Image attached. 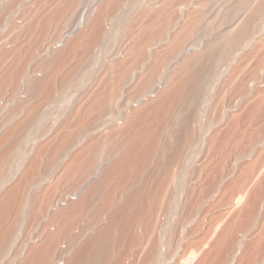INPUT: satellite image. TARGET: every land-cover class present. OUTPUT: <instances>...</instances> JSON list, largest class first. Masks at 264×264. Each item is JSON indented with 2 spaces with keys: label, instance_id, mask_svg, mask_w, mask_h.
Segmentation results:
<instances>
[{
  "label": "rangeland",
  "instance_id": "1",
  "mask_svg": "<svg viewBox=\"0 0 264 264\" xmlns=\"http://www.w3.org/2000/svg\"><path fill=\"white\" fill-rule=\"evenodd\" d=\"M106 2L107 0H74L73 13L68 18L66 27H69L84 9L85 18H88L87 24L90 23ZM241 2L243 0H113L102 12V20L89 33L85 53L83 48L79 49L58 71L53 72L50 64L55 61L57 54H64L67 51L71 41L57 49L58 51L53 50V53L44 52L43 48L51 44L50 42H56L66 30L64 27L56 34L36 43L31 51L27 52L29 55L26 54L24 58L23 74L17 76V80L11 83H0V150L5 152L3 162L0 161L2 187L0 203L4 206L9 204L11 207L16 203L19 208L18 218L14 221L16 224L14 241L0 256V264H10L9 262L22 248L24 255L27 247L35 242L39 243L36 236L42 230L44 225L42 217L51 204L68 197L67 194H71L74 199L77 198L73 201H77L79 197L81 199L87 192L86 189L101 184L107 171L117 163L127 149L134 146L135 129H132L120 143L107 137L114 127L122 126L123 114L132 113L133 106L137 108L141 105L147 107L152 105V101L164 91L166 83L169 82L167 79L172 77L171 74L174 75L175 68L177 70L184 57L191 52L202 50L209 40H220L223 36L224 39L219 43V51L203 71L201 82L199 85H191L193 97L184 101L187 106L181 103L174 107V113L182 125L176 127L167 123L159 127L158 151L149 158L143 170L147 174L159 176L160 179L171 173L183 174L182 178H185L184 181L182 179L183 188L176 189L179 191L178 193L175 191L176 197L173 195V186L164 190L159 189L157 192L151 188L147 192L145 205L156 209L158 231L154 229L153 232L147 233L145 226H137L135 239L129 243L122 264H140L145 246L151 239L162 236L164 228L170 231L171 237H166L168 243L162 249L164 258L159 264H179V259L185 257L190 252L189 249L197 250V253L204 249L196 260L201 259L202 254H207L205 264L210 260L211 264H222L220 263L222 258L225 262L228 261L230 258L226 260L225 255L222 258L219 256L220 261L218 256H214L217 249L212 246L214 251L211 252V243L216 240L214 238H217V234L221 233L219 231L221 228L223 230L232 221L235 223L238 212V207L233 202L235 197L245 191L249 194L253 189L258 191L260 205L258 214L252 222L253 228L254 232H259L258 235L261 233L264 235V0H248L244 8L239 5ZM163 3H169L171 17L155 43L150 45V50L155 53L178 39L181 43L169 64L161 69L146 87L149 93L142 97L139 95L142 90L133 86L138 83L141 76L139 74L147 73L151 69L153 61L146 60L133 76L125 75L116 69L115 62L124 59L122 57H125L133 45L142 42L141 40L145 38L144 30L154 26L152 15ZM38 4L37 0H0V57L12 53L19 47L22 35H16L13 31L17 27H29V13L37 10ZM230 4L232 6L229 8ZM232 7L235 12L231 16ZM239 7L243 8H240L241 12ZM228 8L231 14L226 11ZM197 14L204 16L194 33L184 36L188 21ZM249 21L252 23L251 32L242 37L243 27ZM228 31L230 34L227 37ZM70 39L68 38V41ZM51 76L53 78L51 88L38 92L37 95L31 93L33 82H40ZM116 78L124 83L125 93L123 92L119 103L105 112L95 125L84 122V110L88 108L91 99L104 89L107 82ZM153 88H156L157 92L152 93ZM29 98L31 104L27 105ZM127 98L132 101L131 106H127L129 108L124 103ZM146 101L149 102L148 105ZM185 111L188 113L183 114ZM32 117L39 118V122H30ZM81 119L83 120L80 121ZM78 121L83 125L80 124L81 127L76 129L75 124H78ZM66 125L73 134L77 132L76 135L80 133L83 136L64 143L63 127ZM16 127H19L18 139L4 140L6 134ZM86 131L88 132L84 134ZM103 144L105 145L102 146ZM85 146L91 155L101 151L97 156L95 169L88 171L78 182L62 180L60 183L59 178L66 174L67 162ZM178 152H181V157L177 158ZM32 162L37 166L31 168ZM28 167L31 168L30 172L34 177L47 175L44 181L46 186L58 185L57 193L36 218L30 197L25 196L26 202L21 201L20 193L12 191ZM96 170L98 174L94 175ZM124 178L114 180L108 185L112 186L107 187V190L102 185L101 193L106 196L107 192L109 198L103 196L102 200L100 193L101 197L97 196L100 198L93 202L95 205L92 204L79 215L69 219L68 233L60 237L55 246L56 250L65 240L64 236L76 231V228L78 232L83 229L80 225L84 228L91 227L93 233L90 234L91 237L111 225L113 214L123 207L129 193L126 183L123 185ZM86 181L89 182L81 193L73 195ZM9 188L12 193L7 190ZM137 188L139 185L134 184L132 189ZM24 193L27 194L26 189ZM174 197L176 202L173 201L176 204L172 203L171 198ZM8 213L11 216L13 210H9ZM53 219L48 224L59 226L60 221ZM177 220L182 223H178ZM228 222L230 224H227ZM215 224L222 227L220 226L214 233ZM233 233L237 234H231V237L233 235L236 238L239 235L237 230ZM28 240L33 242L29 244ZM26 242L28 245L24 247ZM207 248L211 251L204 253ZM112 250L117 254L122 251L119 228L114 232L112 230L110 235V248L107 249V253H111ZM23 255L20 261L23 260ZM246 259L243 260L244 263ZM196 262L198 264L199 260L194 263ZM200 264H203L201 260Z\"/></svg>",
  "mask_w": 264,
  "mask_h": 264
},
{
  "label": "bare ground",
  "instance_id": "2",
  "mask_svg": "<svg viewBox=\"0 0 264 264\" xmlns=\"http://www.w3.org/2000/svg\"><path fill=\"white\" fill-rule=\"evenodd\" d=\"M37 1L39 3L37 5L38 7L36 6L37 10H34L31 14L29 13V18H28V20L30 21L29 27L27 28L17 27V29L14 28L16 30L13 29L14 30L13 32L14 33L16 32L15 33L16 35L19 34L20 36L22 35V39L20 38H19L20 40L18 39L20 41L19 47L16 48L15 51H13L12 53H8L0 57V83L2 84L11 83L12 81L17 80V76H21L24 72V68H25L24 58L27 52L31 51L30 49L36 43H38L39 41H43L46 38L56 34L63 27L64 30L65 29L66 30L61 34L62 36L60 35L61 36L60 38H62L63 36L67 37L66 43L67 42L69 43L71 41V44L69 45L70 47L67 49V51L64 54L63 53L59 55L57 54V57H55L56 58L55 61H52V63L50 64L51 68H53V72H56L59 69H61V67L65 64V62H67V60H70L71 57L75 54V52L78 51L79 49L83 48L85 53L86 50L85 44L89 33L91 32L92 29H94L95 25L102 20V12L105 11L107 6L111 4V2H113V0H107L103 8H101L97 12V14L93 17L90 23L87 24L88 18H85L86 10L84 9L85 11L82 10L77 15V17L71 22L70 26L66 27L67 20L70 17V15L73 13L72 5L74 0H37ZM247 1L248 0H243V2H241V4L239 5H241V7L244 8L246 5L245 3ZM169 6H170L169 3H163L160 9L155 11V13L152 15V18H154V26L149 27L147 30L146 29L144 30L145 38L141 40L142 42L138 43L137 45H133L129 49L127 54L124 55L125 57H122L124 59H120L115 62L116 69L121 70L122 73H124L125 75L133 76L136 70H138V68L141 65H143L146 62V60L153 61V64L151 65V69H149L147 73L139 74L141 75L139 77V81L135 86H133L140 89V91L142 90L141 93L139 94L142 97L149 93L146 88L148 84L153 80V78L159 73L161 69H163L167 64H169L170 59L173 57L174 54L178 52L179 49L178 47H180L179 45L181 42L178 39L175 40L174 42L171 41L170 43L163 46L160 50L156 51L155 53L151 52L150 50V45L155 43L156 38L159 37V35L162 33V30L165 28V23L171 17V12H169ZM230 6L232 5L230 4L229 8ZM241 7H239V11ZM229 8L228 10H226L227 12L230 10ZM231 9H233L232 14L231 11L228 13H230L232 16L234 15L233 13L235 12V10L233 7ZM236 10H238V8ZM203 16L204 14H197L192 16L188 21L187 30L183 35L188 36L189 34L191 35L192 33H194L196 27L198 26ZM246 24L242 30V34H241L242 37L247 33L251 32L250 26L252 27V23L249 21ZM85 26H87L86 29ZM229 34H230L229 31L226 32L227 37ZM68 38L71 39L68 41ZM223 39L224 36L220 40L218 39L209 40L208 42L205 43L202 50L199 49L200 51L198 52H191L188 56L184 57L183 61L181 60L182 61L181 64H178L179 67L178 65L176 66L178 67L177 70L175 68L176 72L173 71L174 75L171 74L172 77L171 78L169 77V79H167L169 82L168 84L166 83V87L164 91L161 90L162 91L161 95L160 96L157 95L159 98L154 96L158 99L154 98L155 99V101L153 100L154 102L151 100L153 103L152 105L148 107L141 105L137 108L133 106V109H131L132 113L129 114L125 113V115L123 114L124 121L122 123V126L120 125L119 128L114 127V129L110 131L107 137L112 138L114 141L120 143L123 141V138H125V136L132 129L133 130L135 129L136 134L133 138L135 140L134 146L130 147V149H127L123 154V156H121V158L117 161V163L113 165V167H111L107 171V173L105 172L106 173L104 178L105 180L99 185L95 184L93 187L91 188L89 187L88 188L89 190L86 189L87 192L85 191L86 193L82 195L81 199L80 197L78 198L79 200V201L77 200L78 202L73 201L76 200L77 198L73 199L71 194H67L68 197H63L62 200L58 199L57 202H54L55 204H51L49 208H47L48 210L47 209L45 210L46 211L45 216L42 217V219H44L43 220L44 225L40 233L37 235L38 237L36 236L39 243L35 242L32 245L31 242L33 241L28 240L31 246L27 247L28 249L24 254L25 257L22 253L23 252V248H22L19 254L16 255L15 258L12 259V261L10 260L11 261L9 262L10 264H59L58 263L59 260H63L62 264H122L125 251L127 252V247L129 243H131L135 239V229L137 228V226H141V225L145 226L146 227L145 230L147 233L153 232L154 229L158 231L157 220H156L158 217L157 218L155 217L157 215L156 209H152L151 207L145 205V197L147 192H149L151 188L152 191L154 190L157 192L159 191V189L164 190L169 186H173L174 187L173 195L175 196L177 195L175 194L176 189L180 190L183 188L182 186L184 184L183 181L185 180V178L184 179L182 178L184 177L183 174L180 175L179 173H171V174H167L165 178L162 177L160 179L159 176L147 174L143 170L146 168L149 158L153 157L158 151L159 127L164 126L167 123L169 124L171 123L176 127L182 125L179 123V118L176 117L174 113V107L180 105L181 103L183 104L186 99L190 100L193 97V93L191 92V85L193 86L195 84L199 85V83L202 80V75L205 67L209 65L212 59H214L215 55L219 51V43ZM53 42L50 43L52 44ZM47 46L43 48L44 52H49L45 50L47 49L46 48ZM151 53H153V57ZM52 60H54V58ZM52 80L53 78L51 76L46 80L43 79V81L40 82L39 81L35 83L33 82V84L31 85L32 86L31 89H33V91L31 93L34 92V94L37 95L38 92H43L44 90H48L49 87L51 88ZM123 90H124V83L122 82L121 79L116 78L115 80L107 82L106 85H104V89L91 99L88 108L84 110L85 111L84 119L86 120V121L84 120V122L89 124L94 123L93 125L98 123L105 112L110 110V108L113 105L119 103V100L123 96V92H124ZM140 96H138V98ZM30 99L31 98H29V102H27V105L31 104ZM124 103L126 104V107L127 106L130 107L132 101H130L127 98V100H125ZM139 104L141 103L139 102ZM148 104L149 102L147 103V105ZM185 105L187 106V104ZM185 113L187 114L188 112L187 111L183 112V114ZM182 116L183 118H185L184 115ZM82 120L83 119H81L80 121ZM30 122L38 123L39 118L36 119L32 117L30 118ZM80 124L83 125L79 121L78 124H75L77 125L76 129L81 127ZM18 128L19 127H16L10 133L8 132L4 140L5 139L8 140L11 139L12 141L17 140ZM63 130L65 134L62 137V141L64 143H68V141L70 140L73 141L74 139H80L81 136H83L80 133L76 135L77 132L73 134L72 131H69L68 125L64 126ZM87 132L88 131L83 133L86 134ZM104 145L105 144H103L102 146ZM1 150H0V161H2L5 158V152ZM90 153L91 152L89 151L87 146L77 151L76 155H74L71 158V160H69L65 165L66 166L65 176L59 178L61 180L58 181L60 183L69 180L70 181L74 180L75 182H78L83 179V177L88 171L95 169L98 161L97 156L100 155L101 151L95 153L94 155H91ZM180 153L181 152H178V154H176L177 158L181 157ZM36 166H37L36 163H33L31 168H34ZM31 168L29 169L28 167V169H26L23 172V174H21L22 176L21 178L19 177V181H18L19 183L15 184V189L12 187V189H14L12 191L14 192L18 191L20 193V196L22 197V199L20 198L21 201L23 200L26 202L27 197L25 198V196L30 197L32 206L34 207L33 209L34 217L36 218L38 214L42 211V209L45 206H47V204H49L50 200L57 193L58 185L46 186L44 181L46 180L47 175L44 176L38 175L37 177H34L33 174H31L30 172ZM97 174L98 173L96 170V173L94 175ZM122 177H125L124 179H122L124 183L123 185H125L126 183V185L128 186L127 188H129V193L128 195H126L127 198L126 201H124L125 203H123L124 205L122 204L123 207L115 211V213L113 214L111 225L105 228V230L103 229V231L97 233V235H95L94 237H91L90 235L92 233L90 230L91 228L90 226H89L90 228L87 227L84 228L83 225L82 226L80 225V227L83 229H80L78 232V228H76V231L70 232L69 234H67L68 236H64L65 240H63V242L59 244L56 250L55 246H57L56 244L58 243L60 237L65 235V233H68L67 226L69 223L68 222L69 219H71V217L77 216V214L79 215V213H81L83 210L87 209L88 207H91V205L94 204L93 202L96 201L95 199L101 197L100 196L101 194L103 200L104 195L103 193H101L102 191H100L102 185L103 188L106 187L107 190V187L112 186V185L108 186L109 184L113 183L114 180L117 179L121 180ZM254 181L256 183V178L254 179ZM88 182L89 181H86L83 185H81L80 186L81 188L79 190H76L73 193V195L80 194L81 191L84 189V187L88 184ZM134 184H138L139 188L132 189ZM150 184L151 186H149ZM10 189L11 188L7 190L9 191ZM25 189L27 192L26 195L24 193ZM12 191L10 193H12ZM257 192L258 191H255V189H253L252 192L249 194L248 191H245V193L244 192L240 193L235 197L233 202L234 205L238 207L237 209L238 212L236 214L237 217L235 216L236 217L235 223L233 221L230 222L231 224L228 222L227 224H230L229 226L225 225L226 227L223 230L222 228L221 230H219L221 231V233L219 234H217L218 232L216 233L218 236L217 238H214L216 239L214 240L215 244H213L214 243L213 241L211 243L212 245L210 244L211 250L213 249L212 246L216 247L214 249H217L214 253V256H218V257L220 256L222 258L225 255L226 260L230 258L226 262L224 258H222L224 261L221 259L222 262L220 263L242 264L243 260L247 258L245 260L246 262L245 263L243 262V264H264V240H263L264 235H262L261 233L260 234L262 235L261 238V236L258 235L259 232L257 231H256L257 233L254 232V228H253L254 223H252L258 214V210L260 209L259 207L260 205L258 203L259 195ZM105 195L108 197L107 192ZM175 197L174 199L173 198L171 199L172 201L174 200L176 202ZM174 201L172 203H174ZM67 205L70 206L68 207ZM8 206L6 204L4 206L3 204L0 203V256L3 253H5V251H7V248L13 243L14 236L16 234V224L14 221L17 220L18 218L19 208L16 203L15 206L11 207L9 204ZM63 208L66 209L62 210ZM9 210H13L11 216L8 213ZM56 213L57 215H55ZM53 215L54 217H56V219H53L54 218L52 217ZM178 218L180 219V217ZM52 219L56 221L59 220L61 224L59 223V226L55 224H48V222H51ZM11 222H13L14 224H12ZM179 222L182 223V221H178V223ZM158 224H159L158 227H160V223ZM216 224L214 225V229H213L214 233L216 232V230L218 231V228L221 226L220 224L216 226ZM180 226L182 228V224H180ZM118 228H119V239L121 241L122 251L120 252V254H117V252L113 250L111 251V253H107V249L110 248V235L112 233V230L114 232L117 231ZM233 228L234 230H237L239 233L237 237L234 235L236 238H234L233 235H232L233 238L231 237V234H237V233H233L234 232ZM169 232L170 231L168 229L164 228L162 236H160L159 238L156 237L153 240L151 239V242L145 246L146 247L144 249L145 252H143L144 256L142 257L143 260L142 262L139 261V263L141 262L142 264H159L162 262L164 258L163 257L164 250L162 249H164L163 247L166 246V244L168 243V241H166V237L170 236L171 233ZM28 242H26L24 247L28 245L27 244ZM208 248L207 250H205L204 253H207L206 251L210 250ZM53 250H55L56 253L55 251L53 253ZM189 250H188L189 253H187L185 257L179 259L180 260L179 264H192V262L193 264H195L194 262L197 260H199L198 264H200V260L201 263L203 264L207 263L206 262L207 254H202L201 256L202 258L196 260V258L200 255L199 253L204 251V249L202 251H198L199 253H197V250L194 249H189ZM213 251L214 250H212L211 252ZM22 255H23V260L20 261L19 259H21ZM170 256L171 255H169V257ZM220 257H219V261H220ZM209 262L211 264L212 261L210 260Z\"/></svg>",
  "mask_w": 264,
  "mask_h": 264
},
{
  "label": "built area",
  "instance_id": "3",
  "mask_svg": "<svg viewBox=\"0 0 264 264\" xmlns=\"http://www.w3.org/2000/svg\"><path fill=\"white\" fill-rule=\"evenodd\" d=\"M63 38V39H62ZM62 38H59L56 42H53L52 44H49L48 46H47V50L48 51H53V50H57V49H60L65 43H66V41H67V37H62ZM155 92H157L156 91V88H153V90H152V93H155ZM74 199V198H73ZM61 204H63V203H61ZM64 248V247H63ZM63 250H65V249H63ZM59 264H62L63 263V260H59V262H58Z\"/></svg>",
  "mask_w": 264,
  "mask_h": 264
}]
</instances>
